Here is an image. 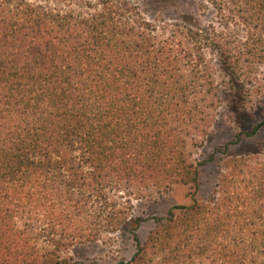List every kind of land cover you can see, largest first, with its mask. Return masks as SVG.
<instances>
[{
	"label": "trees",
	"instance_id": "1",
	"mask_svg": "<svg viewBox=\"0 0 264 264\" xmlns=\"http://www.w3.org/2000/svg\"><path fill=\"white\" fill-rule=\"evenodd\" d=\"M99 1L0 0V264H72L126 234L116 264H264V145L228 152L264 121L217 148L208 196L136 234L142 204L198 186L224 105L262 93L264 0H199L206 22L161 27Z\"/></svg>",
	"mask_w": 264,
	"mask_h": 264
},
{
	"label": "rangeland",
	"instance_id": "2",
	"mask_svg": "<svg viewBox=\"0 0 264 264\" xmlns=\"http://www.w3.org/2000/svg\"><path fill=\"white\" fill-rule=\"evenodd\" d=\"M113 2L123 9L122 12L138 13L147 20L156 21L157 23L154 24L160 27L162 22H173L184 12L198 15L204 22L212 16L209 10L197 9L199 0H113ZM52 6L63 11L68 10V6L63 4H52ZM259 78H261L260 84L264 86V73ZM262 121H264V88L262 93L253 99L251 107L233 110L230 106L224 105L201 150L200 159L208 160L213 155L214 160H208L201 167L198 186L175 185L163 197L142 204L139 214L143 221L136 230L139 242L145 241L150 230L156 225V220L163 218L171 206L188 205L192 202V197L202 199L208 196L218 175L219 161L223 157L219 150L232 140L236 133L250 130ZM258 145H264V127L254 140L243 141L242 145L230 146L228 152H247ZM217 148L220 149L217 151ZM134 250L135 245L131 236L126 234L119 235L116 243L111 245L95 243L77 246L69 252V255L72 264H116L120 260L128 262Z\"/></svg>",
	"mask_w": 264,
	"mask_h": 264
}]
</instances>
